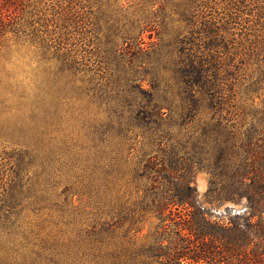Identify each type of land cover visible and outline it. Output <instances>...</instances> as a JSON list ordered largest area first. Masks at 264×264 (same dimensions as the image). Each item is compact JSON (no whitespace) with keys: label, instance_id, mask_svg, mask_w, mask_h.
Returning a JSON list of instances; mask_svg holds the SVG:
<instances>
[{"label":"trees","instance_id":"16d2710c","mask_svg":"<svg viewBox=\"0 0 264 264\" xmlns=\"http://www.w3.org/2000/svg\"><path fill=\"white\" fill-rule=\"evenodd\" d=\"M68 2L0 0V42L54 49L62 75L86 94L108 85L115 107L79 160L32 110L34 125L6 154L15 179L33 169L26 198L40 223L21 221L16 189L0 192V264H264V0L147 1L114 18L112 42H123L103 69L69 45L82 26ZM45 89L21 97L44 99ZM198 171L209 175L204 201ZM227 202L245 209L225 221L205 205Z\"/></svg>","mask_w":264,"mask_h":264},{"label":"rangeland","instance_id":"374dc122","mask_svg":"<svg viewBox=\"0 0 264 264\" xmlns=\"http://www.w3.org/2000/svg\"><path fill=\"white\" fill-rule=\"evenodd\" d=\"M68 1L66 5L69 4L81 14H79L81 16L79 23L82 26L79 34H76L74 28L71 29L75 38L68 41L69 45L73 44L76 48L75 52L79 56H84L87 64L101 65L103 69L108 63L109 68L115 66L116 56L119 55L116 49L123 42V39H120L117 45L112 42L115 36L109 33L108 28L114 18L118 16L123 20L125 16L130 18L136 7L140 9L150 0ZM149 33L146 31L143 34L146 42H149ZM52 51L45 54L36 44L17 36H8L0 42V192H3L4 188L9 192L12 187L21 193L20 195L25 198L19 207L22 209L21 221L33 225L36 230L40 220L34 213L32 199L26 198L32 193L27 180L33 177V169H28L23 179H15V171H18L16 159L6 154L10 153L12 145L18 142L16 134L19 128L34 125V122H31V114L35 109V112L45 114L48 129L57 134L60 140L65 141L61 144L63 153L74 155L81 150L80 145L88 143L87 135H91L102 125H107L111 110L115 107L111 99L114 92L108 85L103 86L107 92L84 93L80 84L73 82L72 77L62 75L60 72L64 65L62 59L57 58ZM96 82L102 85L108 83L106 78L99 79L90 86L91 91ZM142 84L144 89L149 88L148 81ZM41 88L47 90L44 99L21 97L24 91L32 95L33 92L42 94ZM135 155L130 167L138 162L141 154L136 152ZM73 157L79 160L80 155L75 154ZM75 171L77 173L63 172L57 179L61 182L56 190L57 193H61L66 185L73 183L76 175H79V171ZM195 181L200 199L204 201V194L209 185V175L205 171H198L195 174ZM8 182L12 186L9 187ZM77 197L75 195V200ZM205 205L215 217L225 221L227 216L234 215L238 211L242 212L244 209L243 204L232 202L206 203ZM148 230L149 225L146 226L145 232Z\"/></svg>","mask_w":264,"mask_h":264},{"label":"water","instance_id":"95a60500","mask_svg":"<svg viewBox=\"0 0 264 264\" xmlns=\"http://www.w3.org/2000/svg\"><path fill=\"white\" fill-rule=\"evenodd\" d=\"M244 209H245V208H244ZM244 209H243V210H244ZM243 210H242V211H243ZM237 213H240V211H238Z\"/></svg>","mask_w":264,"mask_h":264}]
</instances>
